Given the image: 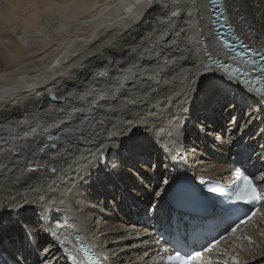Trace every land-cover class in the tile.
Segmentation results:
<instances>
[{
	"label": "bare ground",
	"instance_id": "obj_1",
	"mask_svg": "<svg viewBox=\"0 0 264 264\" xmlns=\"http://www.w3.org/2000/svg\"><path fill=\"white\" fill-rule=\"evenodd\" d=\"M4 1L0 0V32L5 30L10 32L11 29L15 31L24 29L25 32H18L14 46H9L5 54L6 62L15 64V68L0 73V198L36 197L38 192L44 190L45 194L40 198L56 207L62 214L61 219L57 221V226L62 238L67 239L70 250L77 249L72 233H81L82 238L88 239L98 251L102 254L104 251L109 255L108 257H112L113 264H136V261H133L136 257L129 259L131 254L133 255L132 251H135L133 246L136 242L124 240L129 235H144V232L149 231L145 226H137L136 231L131 229L134 228L132 226L135 222L143 220V211L148 207L151 197L149 193L133 189L130 196L125 195L123 199L118 196L117 199L120 202L117 204L111 199L113 184H118L123 190L131 187L134 182L126 176L114 182L110 176H101L103 175L101 174L93 185L94 198L100 201L99 210L87 211L84 208L73 207L66 199L59 198L62 194L60 190L63 189L59 176L53 175L50 168H41V164H46L49 156L55 152L51 146L43 147V143L47 141L48 135H54L58 136L55 142L58 145H64L69 138L74 135L79 136L82 132L83 140L74 141L77 147L72 150L75 152L78 149L80 152H85L90 147V130L103 133L111 130L113 125L119 126L123 121L133 119L140 113L141 107L144 106L140 98L149 90V85L146 83L148 76L154 75L157 71L159 72V75H156L157 80H160L161 76L171 80V84L167 85L170 97L172 89L180 90L182 77L185 85L193 74L197 77L192 86L193 91L187 110L190 119L185 123L186 132L183 140L188 148L185 154L188 161L199 156L203 157V161L197 164L190 163L187 169L182 165L181 172L187 170V173H190L193 167L198 177L214 180L225 177L229 181L234 174L233 158L240 160L243 157L238 156V150L241 147L247 149L252 147L253 150L260 148L256 145L260 141L257 133L259 132L260 135L264 128V112L260 109H257L259 114L253 118L254 122L253 119L246 122L243 116V114L251 115V113L246 114V105H241L240 110L236 111L234 123L229 124L230 127L239 124L242 120H245L247 125L242 133L243 138L239 135L241 140L235 141L236 143L233 141L220 147L221 140L226 139L225 136L229 134L225 131L226 135L223 137V121L229 118V112L220 111L219 108L209 115L208 130L201 131V118L207 114L204 111L207 96L203 97L204 100L203 98L197 101L194 99L197 97L196 93L203 91L200 87H196L204 79L202 69L206 63L205 45L201 37L205 38L206 48L215 57L227 61L226 58L231 56L213 32L208 0H195L196 4H203L202 10L192 6L193 0H143L139 5L135 3V0H128V3L133 5L131 14L122 7H113V5L121 4L122 0H98L101 5H107L110 10L96 9V16H73L68 7L73 0H49V6L41 8V12L37 9L38 12H31L27 16L23 13L34 7L36 9L38 4L46 3L47 0L40 3L41 0ZM185 4L189 6L185 7ZM223 5L226 10V0H223ZM141 8H143L142 12ZM148 8L150 11L146 12ZM16 9L19 12L15 11ZM173 12L176 13L175 16L172 15ZM101 13L103 18L96 19L101 16ZM55 14L58 15L57 18H54ZM225 16L227 23L232 26L238 37L245 43L264 51V0H248V6L241 12L235 15L225 12ZM132 17L137 18L133 21ZM136 21L137 24L134 25ZM123 27H131L125 31L128 33L124 37H122L125 33ZM114 34L116 39L112 43L99 47L105 38ZM165 37L167 39L163 40ZM124 38H127V43ZM2 46L7 47L5 41L0 38V50ZM33 46L42 50L39 59L49 53L44 58L48 61L41 63L36 71L33 69L23 73L22 68H26L23 67L25 65L15 62L18 56L20 57L25 50ZM108 58L115 60V64L109 63ZM58 59L60 64L54 66ZM173 60L175 62H172ZM157 61L161 62L157 63ZM163 61H169V63L164 64ZM134 64L140 67H134ZM193 65L196 66L193 67ZM210 71L214 72L215 68ZM121 84L123 88L120 87ZM127 84L128 87L125 86ZM164 88L165 82L160 80L161 95L158 99L161 101ZM50 91L54 92L59 99H63V102L49 101L47 95ZM41 101L44 106L38 110ZM5 103L6 106H4ZM77 109H85V111H77ZM244 109L245 112H242ZM239 117L242 119L238 120ZM100 121H103V124H100ZM36 125H39L36 133L28 136L27 132ZM91 125H95V128L90 129ZM45 127L47 131H42L41 128ZM135 127L134 124L133 131ZM254 128H257L254 134L256 142L253 141V137H250ZM22 135L24 139H20ZM140 136L129 145L130 149L136 151L145 147L143 135ZM247 137L248 141L245 142ZM123 138L127 139V135ZM215 139L216 144L213 142ZM212 143L215 148H211ZM25 145L32 146V150H24ZM11 149L19 151H10ZM193 150H195V156L192 155ZM211 150L215 153H210ZM150 152L154 159L159 156V159L164 162L158 166V171L160 174H167L165 178L171 184L176 168L159 155L158 150L151 149ZM255 154L253 160L258 162L257 171H259V167L262 166L259 161L261 151L258 149ZM25 156L29 159L26 160ZM68 159L72 162L71 156ZM173 160L176 161L175 158ZM17 163L21 167H16ZM24 164L28 167H22ZM5 165L8 166V171H5ZM29 169H38V171L30 172ZM62 175L61 172L60 176ZM17 176L21 177L19 185L15 184ZM43 176L53 181L52 187H55L56 191H52L47 184L36 182ZM32 177L36 180H32ZM149 177L152 179V187H155L158 175L149 173ZM25 179L33 183L36 191L28 188ZM49 196L52 197L50 201ZM261 212L264 213V208ZM3 223L6 227L10 224L7 216L3 217ZM139 230L143 233H139ZM248 234L255 237L257 234L260 235L261 231L252 229L248 231ZM81 241L86 244L85 239ZM146 241H150L151 245L155 243L152 238ZM236 241L242 242L234 239V243ZM5 243H7L6 240ZM40 244L55 252L63 264L62 253L56 250L54 241L43 237ZM243 246L245 247L244 244ZM217 251L208 253V259L215 260L214 253ZM140 252L141 257L145 256L143 250ZM154 254L156 257L154 262L162 264L157 251ZM260 254L264 255V251H259L256 255ZM7 258L4 256L5 260ZM227 258L225 257V260ZM29 264H38V258L34 253L29 257Z\"/></svg>",
	"mask_w": 264,
	"mask_h": 264
},
{
	"label": "snow or ice",
	"instance_id": "obj_2",
	"mask_svg": "<svg viewBox=\"0 0 264 264\" xmlns=\"http://www.w3.org/2000/svg\"><path fill=\"white\" fill-rule=\"evenodd\" d=\"M142 2L143 0H135L137 5ZM219 2L220 0H210V4L213 6V15L215 14V6ZM226 5V13L235 15L248 6V0H226ZM187 6L189 5L185 4V7ZM192 6L200 10L203 9V4H196L195 0H193ZM68 7L73 16H96V9L110 10L107 5H101L98 0H73V3ZM113 7H122L129 14L133 12V5L128 3V0H122L121 4L113 5ZM140 11L142 12L143 8ZM172 15L175 16L176 13L173 12ZM101 18H103V13L96 17V19ZM136 18L132 17V20L134 21ZM115 39L116 34L107 37L99 47L108 45ZM124 39L127 43V38ZM223 45L229 52L235 53L232 57L233 60L238 57L245 66L242 67L239 62L234 64L221 62L219 59L213 60L209 55L210 63L202 69L204 79L199 82V85H196V87L203 86L207 96V102L204 105V111L207 114L201 118V131L208 130L209 115L214 113L217 108L220 111L229 112V119L233 121L235 120V113L240 110L241 105L247 106L246 114L251 113L248 115L249 122L259 114L257 109L264 112V51L256 48L248 52V49L252 48V45H248L245 51L248 52L249 58L245 60V56L237 52L227 40L223 41ZM244 46L241 44V47ZM257 56H259V60L254 59ZM110 62L115 64V60ZM160 62L157 61V63ZM163 63L167 64L169 61H163ZM59 64L60 60L58 59L54 66ZM195 66L193 65V67ZM134 67L139 68L140 66L134 64ZM213 68L215 71H210ZM250 70H255L258 75H251ZM156 75H159L158 71L154 75L148 76L146 83L149 85V90L145 96L140 98L144 106L141 107L140 113L135 118L123 121L119 126L113 125L111 130L103 133L90 130V147L85 152H80L78 149L75 152L72 150L77 147L74 141L83 140L82 132L79 136L74 135L69 138L64 145H58L55 142L58 136H50L49 138L53 140L51 148L55 152L49 156L46 164H41V168H50L53 175L59 176L60 183L63 184V189L60 190L62 194L59 197L61 200L66 199L73 207L84 208L87 211H97L100 208L99 199L94 198L93 185L101 174L110 176L114 182L124 176L134 182L131 187L123 190L119 188L118 184H113L111 199L117 204L120 202L117 199L118 196L121 199L125 195L130 196L133 189L149 193L151 200L145 209V215L152 212L161 218H165L164 204L171 192L172 198L165 223L168 229L185 238H187L190 230H195V225L190 224L185 219L187 213L184 209L187 205L203 196L204 188H206L207 193L226 197L233 203L226 206L224 210L235 216V219L225 229L227 234L214 237L202 248H193L189 252H183L171 240L164 239L163 233L160 234V238L155 240V244L162 249V254L157 253L162 264H228V261L208 259L205 254L219 250L220 246L230 238L246 239L249 244L255 245L250 237H238L237 233L241 226L249 225L250 222L256 220L258 215L264 217V213H261V208H264V176L258 177L254 173H249L244 167L245 163L251 162L249 155L246 159L242 157L239 161L233 162L238 164V167L234 173V182L227 186L201 179L200 185L204 188L197 192L192 185L184 181L182 179L183 174L180 173L181 165L187 169L189 163L197 164L203 161L202 156L188 161L185 155L188 148L184 145L183 140V135L186 132L185 123L190 119L187 110L193 91L192 86L197 77L193 74L188 78L187 85H185L182 77L180 90L172 89L170 97L167 85L171 84V80H168L166 76H161L160 80L165 82L163 100L161 101L158 99L161 95L159 91L160 80L156 79ZM120 87L123 88V85L121 84ZM199 99L200 94L197 93V100ZM77 111H85V109H77ZM99 123L103 124V121ZM134 124L136 127L133 131ZM37 126L39 125L32 126L27 135L33 136ZM91 128H95V125H91ZM41 130L47 131V128H41ZM141 134L145 141V147L142 150H131L129 145ZM125 135H127V139L123 138ZM20 139H24V136L22 135ZM217 139L220 138L217 137ZM230 142L231 137L229 136L221 140L220 147ZM182 148L183 151H181ZM151 149L158 150L159 155H162L172 167L176 168L177 175L172 179L171 184L165 178L167 174L159 173L158 166L162 161L159 156L153 158ZM24 150L31 151L32 146L25 145ZM10 151L19 150L11 149ZM192 155L195 156V150H193ZM70 156L72 162H69L68 157ZM173 158L176 160L174 164L172 163ZM25 159L27 160L29 157L25 156ZM259 159L264 161V152H261ZM16 167L19 168L21 165L17 163ZM22 167L27 168L28 165L24 164ZM8 170V166L5 165V171ZM29 171L35 172L38 169H29ZM61 172L63 173L62 176H60ZM149 173H156L159 177L155 187H152V179L149 177ZM65 177H67V182H65ZM31 179L36 180L35 177ZM20 182L21 177L17 176L15 184L19 185ZM36 182L47 184L52 191L57 190L52 187L53 181H50L47 176H43ZM25 183L28 184L30 190L36 191L33 183L29 182L28 179H25ZM44 194L45 191L42 190L38 192L36 197L0 198V264H29V257L33 253L38 258V264H61V260L57 258L55 252L40 244L43 237H48L54 241L56 250L62 253L63 264H103V262L108 261L110 257L107 255L103 257L102 261L85 246H81L78 250L69 249L67 239L62 238L57 226V221L61 219L62 214L57 211L56 207L40 198ZM51 199L52 197L49 196L48 200ZM5 216L10 221L7 227L3 223ZM254 226L261 230V235H264V225L257 223ZM6 238L7 243H5ZM77 238L79 239V237ZM166 244L168 246H165ZM42 253L43 256L41 257ZM80 254H82V259ZM220 254L227 255V250ZM4 256H7L8 259L5 260ZM229 259L232 264H242L238 256H232Z\"/></svg>",
	"mask_w": 264,
	"mask_h": 264
},
{
	"label": "rangeland",
	"instance_id": "obj_3",
	"mask_svg": "<svg viewBox=\"0 0 264 264\" xmlns=\"http://www.w3.org/2000/svg\"><path fill=\"white\" fill-rule=\"evenodd\" d=\"M4 1V0H3ZM9 1V0H8ZM8 1H7V3H8ZM44 1H46V0H41V1H39V3L40 2H44ZM4 2H6V1H4ZM48 3H50L49 2V0H47V2L46 3H41V4H38V6L36 7V9H35V7H34V9L32 8V9H29L28 11H26V12H24L23 14L24 15H26L27 16V14H31V12L33 13V12H38V11H40V9L42 8H46L47 6H49V4ZM45 4V5H44ZM41 5H43V6H41ZM37 9H38V11H37ZM15 11H17V9L15 10ZM17 12H19V11H17ZM30 12V13H29ZM41 12V11H40ZM25 16V17H26ZM29 16V15H28ZM55 17L54 18H57L56 16H58L57 14H55L54 15ZM211 24H212V21H211ZM7 32V33H6ZM21 33V32H25V30L24 29H16V31L14 30V29H11L10 30V32H8L7 30H5L4 32H0V38L3 40V41H5V43H6V45H7V47H5V46H2L3 48L0 50V73H3V72H6L7 70L8 71H10L11 69H13V68H15V64H9L8 62H6V59H5V54L7 53V50H8V47L10 46V47H12V46H14V41H15V39H16V37H17V34H19V33ZM8 35V36H7ZM14 39V40H13ZM38 50H40V51H38ZM41 53H42V50L41 49H39L37 46H33V47H31L29 50H25L21 55H20V57L18 56V58H17V61L15 62V63H19V64H24L25 66H23V67H26V68H22L23 70V73H25V72H28L29 70H31V71H33V69H34V71H36L37 69H39L40 68V65H41V63L42 64H44L45 63V61L47 60V59H45L44 60V58L45 57H47L48 55H49V53L48 54H45V56H44V58H42V59H39L40 57V55H41ZM34 55V56H33ZM38 64H36L35 62ZM48 61V60H47ZM37 67H39V68H37ZM42 67V66H41ZM28 68H30V69H28ZM3 71V72H2ZM198 85H199V83H198ZM200 88L203 90L202 92H201V90H200V92H198L199 94H200V99H202L203 97H206L205 95V89H204V87L203 86H200ZM169 89V88H168ZM202 93L204 94V95H202ZM196 95H197V93H196ZM196 101H197V97L196 98H194ZM199 99V100H200ZM205 98H203L202 100H204ZM195 100H193V101H195ZM4 106H6V103L4 104ZM3 106V107H4ZM242 112H245V109L242 111ZM241 112V113H242ZM248 115L249 114H247V115H244L243 114V116H245V118H246V122H247V120H248ZM244 118V119H245ZM239 119H242L241 117H239L238 118V120ZM233 122V120H231L230 121V119L229 118H227V119H225L224 121H223V127H224V132H223V137L226 135V133H225V131H227L229 134H227L226 136H225V138H227V137H231V142H238V141H240L241 139L239 138L240 136H241V138H243L242 137V133H244V130H245V128L247 127V125L245 124L246 122H245V120H242V122H239V124H236V125H233L232 127H230V125L229 124H231ZM253 122H254V119H253ZM234 123V122H233ZM240 125H243V126H240ZM245 125H246V127H245ZM229 127V128H228ZM214 129H216L215 128V126H214ZM226 129V130H225ZM230 129V130H229ZM241 130H242V132H241ZM257 128H254V130H253V132H252V134L250 135V137H253L252 139H253V141L254 142H256V135H254L257 131ZM261 131V130H260ZM261 136H262V139L264 140V131H262L261 133ZM232 135V136H231ZM240 135V136H239ZM138 137H141L140 135L138 136ZM249 137V138H250ZM239 138V139H238ZM221 139H222V137H221ZM238 139V140H237ZM216 139L213 141L215 144H216ZM248 141V137H247V139H246V141L245 142H247ZM235 142V143H236ZM132 143H133V141H132ZM131 143V144H132ZM214 143H212V147L211 148H215L214 146H213V144ZM130 144V145H131ZM246 144V143H245ZM235 145V144H234ZM233 145V146H234ZM257 145H258V143H257ZM218 147V146H217ZM235 147V146H234ZM237 147V146H236ZM130 148V147H129ZM217 149V148H216ZM250 149H252L253 150V148L251 147ZM255 150H253V158H254V154H255V152L256 151H258V149L262 152V150H261V148H254ZM215 153V151H213V150H211L210 151V153ZM249 152H250V150H249ZM251 153V152H250ZM256 155V154H255ZM162 163H164L163 161H162ZM162 165V164H161ZM197 166V165H196ZM264 169V168H263ZM163 170V169H162ZM141 227V226H140ZM139 227V228H140ZM143 233V231H140L139 230V233ZM134 237V235L133 236H128L125 240H131L132 242H134L135 243V241H133L131 238H133ZM151 237V236H150ZM258 237V238H257ZM130 238V239H129ZM152 238V237H151ZM153 239V238H152ZM240 241H242V242H237L236 241V244L237 245H241V246H243V244L245 245V241H243V239H239ZM254 241L256 242V243H258L262 248H264V235H259V234H257L255 237H254ZM146 242V241H145ZM138 246L140 245V244H137ZM135 246L136 245H134L133 246V249L135 248ZM244 247V246H243ZM256 247V245L254 246H247V245H245V249H247L246 251H239V249L235 252V253H233V256H238L239 258H242V257H244V256H246V254L247 253H251V254H253V253H255L256 252V254H257V251H258V249L257 248H255ZM135 251H137L136 253H134ZM135 251H132L133 252V255L131 254V256H130V258L129 259H132V258H135L136 257V259H133V261L135 260L136 261V264L139 262V264H145L146 263V261H144L143 260V257H141L140 256V253L141 252H139V251H142V250H135ZM244 252V253H243ZM260 252H261V250H260ZM139 253V254H138ZM242 253V254H241ZM241 254V255H240ZM255 254V255H256ZM141 257V258H140ZM225 260V259H224ZM155 261V260H154ZM151 262V261H150Z\"/></svg>",
	"mask_w": 264,
	"mask_h": 264
},
{
	"label": "water",
	"instance_id": "obj_4",
	"mask_svg": "<svg viewBox=\"0 0 264 264\" xmlns=\"http://www.w3.org/2000/svg\"><path fill=\"white\" fill-rule=\"evenodd\" d=\"M209 1V11L211 13V18H212V27H213V32L214 34L217 36V39H222L221 36H224L232 41H235L234 39V34L231 30V28L229 27V23H227V18L225 16V12L226 10L224 9V5H223V0H220V2L215 6V14L213 15V12H212V5L210 4V0ZM201 30V29H200ZM220 30V31H218ZM224 32H223V31ZM168 37V36H167ZM167 38L165 37L163 40H166ZM201 40L204 42L205 41V38L202 36L201 37ZM206 46V45H205ZM204 51H206V54L205 57H208L209 55L211 57H213L214 55H212V53H210L207 49H204ZM209 58L206 59V63L205 65L209 64ZM217 59V58H216ZM113 59L111 58H108L107 61L109 63H111L110 61H112ZM221 62H224V60H221ZM126 87H128V84L125 85ZM55 97V98H54ZM47 99L53 103H61L63 102L62 100L63 99H59L54 92H49L48 95H47ZM43 101V100H42ZM41 101V103L38 105V110H41L42 107L44 106L43 102ZM50 135H48L47 137V145H45L44 147H48L49 145L51 146L52 143H53V140L49 138Z\"/></svg>",
	"mask_w": 264,
	"mask_h": 264
}]
</instances>
